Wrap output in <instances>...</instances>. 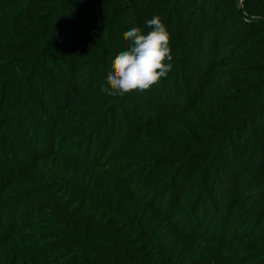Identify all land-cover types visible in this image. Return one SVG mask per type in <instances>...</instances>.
<instances>
[{"label": "trees", "instance_id": "1", "mask_svg": "<svg viewBox=\"0 0 264 264\" xmlns=\"http://www.w3.org/2000/svg\"><path fill=\"white\" fill-rule=\"evenodd\" d=\"M187 1L189 2V0H152L153 11H157L155 14L161 16L167 29L177 28L182 23L178 38L181 43H175L171 48L170 54L173 56L174 67L167 74L168 76L174 74L175 68L181 66L182 61L179 57L177 59L176 54L183 52L182 45L186 44L184 42L190 41L192 43L189 45L195 44V48L200 49L201 43L198 42L202 41V33L204 35L210 25L213 26L220 21L221 1L200 2L204 11L199 28L196 20L189 14H183L185 11L182 13V7ZM138 3L140 0H99V3L93 4L94 7L92 4L85 3L88 19L83 20L89 21V24L78 25L75 21L76 14L72 10L77 3H73V0H0V127L19 119V129L25 131L29 125L26 121L23 122L21 117L24 113L32 112L34 123L44 130H50L43 121L51 115L52 110L44 99L47 89L39 81L40 73L48 72V70L53 72L54 81L59 78L53 68L46 67L52 44L62 35L59 27L74 25L78 30V34L74 36L83 38L84 42L89 38L98 39L102 36V39L105 38L106 33L103 31L105 26H102L101 22L105 24L112 18L119 19L122 14ZM254 6L255 4L251 2L245 7L246 15L238 11L240 18L254 20L250 29L247 28L248 24L244 25V33L228 41L227 48L232 50V55L240 50H249L248 44L256 43L259 39L260 42H264V16L256 20L257 16L254 18L247 13ZM141 11L145 10L139 9L136 15L143 16ZM145 14H148V11ZM123 27L124 25H119L115 29L114 33L118 38L125 32ZM231 34L235 38L234 33L231 32ZM251 48L250 54L253 60L247 65L248 68L238 74L245 78V81L242 80L236 87V94L231 93L233 89L227 91L234 95L225 97L232 101L225 103L227 105L224 112L227 118L223 125H214L209 131H206L202 125L203 131L199 135L196 134L197 137H193L194 139L192 138L195 143L185 150L175 151L177 154H174L173 160H187L193 148L195 152H200V155L194 159L200 157L202 162L205 156L208 158L210 155H216V160L220 162L229 139L251 122L258 120L257 118L263 113L264 47L259 54L258 47ZM92 51L85 52L82 55L83 58H88ZM256 54L259 56L255 57ZM109 55L108 53L105 57ZM182 58L185 60L184 56ZM54 59L55 63H60L56 57ZM184 60V66H187L189 59ZM87 61L86 59L85 62ZM214 67L216 71L227 70L219 66L217 61ZM97 68L96 66L94 71ZM218 73H215L217 74L215 78L218 77ZM94 75L95 72L92 73V78ZM187 75L185 74L184 77ZM236 77L235 80H237ZM215 78H213L214 81H216ZM59 81L64 84L63 86L73 88L72 81L70 83L61 79ZM76 89L72 95L69 94L68 89L65 90V100L62 102L63 110L58 119V125L79 119L85 124L90 123L94 126L90 120L92 114H85L82 109L79 110L85 94L91 92V85H83ZM238 94L240 98H236ZM203 99L204 96L199 94L198 102ZM225 99L223 94V103ZM241 100L242 105L238 103ZM36 102L43 104L42 109L35 105ZM196 104L189 105L186 113L197 114L198 105ZM55 109L53 104V110ZM169 116L170 114L163 116L160 123L165 124ZM109 118L108 116L107 119ZM257 122L259 126L261 125L259 130L263 136L264 145L263 119ZM191 124V129H196L197 125L195 126L193 121ZM87 127L83 126L84 129L81 127L71 134L77 137L88 129ZM141 134L142 132H138L133 145L140 143ZM108 142H114V138L111 136ZM261 145L262 143L252 144L249 154L250 152L256 154ZM110 153L105 149L101 158L95 163L72 166L84 170L85 173L90 172L96 177L94 185L86 187L96 194L97 200L100 199L101 203L86 198L79 189H77L79 193L69 190L72 195L60 189L51 197L42 199V204L39 205L38 201H33L31 207L34 205L35 208H32V213L27 220L12 234L0 239V264H245L247 262L257 264L256 260H260L259 264H264V235L259 237L251 234L241 238L237 233L233 236H219L190 231V227L187 228V225L171 217L170 213L161 215L160 210L158 212L146 201L141 200L134 190L136 185L127 176L132 170L141 167L144 173L150 174L151 179L144 178L142 187L152 186L154 177L160 172L158 170L153 172L148 166L147 162L153 160L152 156L139 161L133 159L128 165L121 167L111 164L123 160L124 155L120 154L116 159L108 162ZM57 158L56 150L50 153L41 152L38 157L35 156L27 174L22 177L16 175L14 179L4 182V186L2 185L4 189H0L2 196L0 204L4 205L5 201L1 200L6 193H11L8 200L16 203L25 197L29 199L41 194L47 185H50L47 173H50L52 169L51 161ZM183 170L185 171L186 168L180 169L181 172H184ZM214 172L217 173V171ZM211 175L209 174L204 182ZM240 177L241 175L237 173L234 181L235 179L238 181ZM140 184L141 182L138 183ZM234 188V186L231 188L234 199L227 200L228 205L224 209H218L219 214L224 210L227 224L232 220L240 223L244 219L249 221L251 218L257 219L258 225L263 223L264 169L262 173L255 176L252 184L246 185L245 195ZM222 193L227 196L224 189ZM213 196H218L217 191H214ZM80 200L83 204H79L81 207H76ZM198 207L200 208L199 205ZM167 209L170 210V205ZM66 258H68L67 261Z\"/></svg>", "mask_w": 264, "mask_h": 264}, {"label": "rangeland", "instance_id": "2", "mask_svg": "<svg viewBox=\"0 0 264 264\" xmlns=\"http://www.w3.org/2000/svg\"><path fill=\"white\" fill-rule=\"evenodd\" d=\"M202 1L189 0L182 7V13L185 11L183 14H189L196 20V24H199L198 28L204 11L200 4ZM216 1L222 3L220 21L213 26L210 25L209 29L205 31L207 34L204 32L203 35L202 33V41L198 42L201 43V48H195V44L189 45L192 43L190 41L184 42L186 44L182 45L183 52L176 54L177 59L179 57L182 63L180 68H175L174 74L161 78L151 89L136 90L123 97H113L101 92L107 73L111 70L112 60L126 48L123 36L118 38L114 32L119 25H124L125 31L131 27H141L146 32L148 30L145 28L146 20L157 12L153 11L152 0H140V3L122 14L119 19L112 18L109 23L105 24L101 22V25L105 26L103 31L106 33L105 38L102 39L101 36L98 39L89 38L84 42L83 38L74 36V34H78L74 25L59 27L62 35L52 44V50L49 51L46 61L47 69L53 68L59 78L54 81L53 72L48 70V72L40 73L39 81L47 89L44 99L47 100V104L52 110L51 115L43 121L50 130H44L35 124L32 112L24 113L21 117V120L26 121L29 125L25 131L19 129V119L0 127V189H4L5 181L14 179L16 175L22 177L27 174L31 168L32 159L35 156L38 157L41 152L50 153L56 150L58 158L51 161L52 169L50 173H47L50 185H47L41 194L34 195L29 199L25 197L18 200L17 203L8 200L11 193L3 195L1 201L5 202L4 205L0 204V239L12 234L19 225L27 220L32 213V208H35L34 205L31 207L33 201H38V205L42 204V199L51 197L60 189L69 192V194H71L69 190L78 192L77 189H79L86 198L100 202V199L97 200L96 194L86 187L87 185L93 186L96 177L90 172L85 173L84 170L72 166L95 163L101 158L105 149L111 152L108 162L116 159L120 154L124 155L123 160L111 164L121 167L128 165L129 161L133 159L139 161L152 156L153 160L147 164L153 172H160L154 177L152 186L142 187L144 178L151 179L150 174L144 173L141 167L132 170L127 176L136 185L134 190L141 200L146 201L157 211L160 210L161 215L170 213L171 217L187 225V228L190 227V231L219 236H233L234 233H237L241 238L251 234L259 237L264 235V222L258 225L257 219L251 218L249 221L244 219L240 223L232 220L227 224V218L223 214L224 210L220 214L218 213V209H224L228 205L227 200L234 199L231 192L233 186L238 190L237 192L242 191L245 195L246 185L252 184L255 176L262 173L264 169L263 136L259 130L261 125L259 126L257 122L261 119L264 122V111L257 118L258 120L251 122L229 139L220 162L216 160V155H210L208 158L205 156L202 162H200V157L194 159L200 155V152H195L193 148H191L192 151L187 160H173L175 151L180 152L195 143L192 141L193 137H197L196 134L199 135L203 131L202 125L206 131H209L214 125H223L227 118V114L224 112L227 105L225 103L232 101L225 97L228 98L230 95L236 94V87L242 80L245 81V78L238 74L248 68L247 65L253 60L250 54L251 47H258V54L264 47V42H260L259 39L256 43L248 44L249 50H240L234 55L231 54L232 50L227 48L228 41L236 39L244 31V25L248 24L247 28L250 29L252 20H254L240 18L238 11H242V14L246 15L245 7L253 2L254 8L247 13L254 18L257 16L256 20L261 19L260 16H264V0ZM216 1L213 0V3ZM75 2L77 4L73 6L72 10L77 17L76 23L78 25L89 24V21L83 20L84 18L88 19L85 3L93 5L99 3V0H85L84 3L82 0H73V3ZM139 9L145 10L141 11V14L145 16L136 15ZM173 10L175 11V8ZM146 11L148 14H145ZM222 16L224 17L222 18ZM224 19L226 20L224 21ZM181 25L182 23L177 28L167 29L170 34V48L175 43H181L178 41ZM231 32L234 33L235 38L232 37ZM91 50L93 51L89 53L88 58H83L82 55ZM108 53L110 55L106 58ZM183 56L185 60L181 59ZM257 56L259 55L256 54L255 57ZM54 57L60 63H55ZM86 59L87 62H85ZM187 59H189V64L184 66L183 60ZM215 61L227 70L216 71ZM96 66L98 68L94 71ZM93 72H95L94 78H92ZM217 72H219L218 77L215 78ZM185 74L188 75L184 77ZM237 75L238 77H236ZM235 77L237 80L234 79ZM60 79L69 81V83L72 81L73 88L63 86ZM83 85H91V92L85 94L79 110L82 109L85 114H92L90 120L95 127L90 123L85 124L79 119L58 125V119H60L63 110L62 102L65 100V90L68 89L69 94L72 95L77 87ZM230 89H233L231 93L234 94L227 92ZM199 94L203 95L204 99L198 102ZM236 98H240V95L238 94ZM238 103L242 105L243 101ZM53 104H55V110H53ZM192 104L198 105L197 114L186 113L189 105ZM35 105L42 109V103L36 102ZM167 114H170L167 122L161 124V118ZM108 116L109 119H107ZM191 121L195 126L197 125L196 129H191ZM159 124L161 125L159 126ZM83 126H88V129L77 137L71 134ZM138 132H142L139 138L140 143L133 145ZM111 136L114 138V142L110 143L108 140ZM254 143H262V145L258 147L259 150L256 154L253 152L249 154ZM184 161L186 162L184 163ZM182 167L186 168L185 171L183 170L184 172L180 171ZM237 173L241 177L238 181L237 179L234 181ZM209 174L212 175L204 182ZM133 176H135L134 179ZM140 182L141 184L138 185ZM213 187L214 190H212ZM223 189L227 192V196L223 195ZM214 191H217V197L213 196ZM79 204H83L81 200L77 202L76 207H81ZM169 205L170 210H166ZM67 260L68 258H66ZM255 262L259 264L260 260ZM245 264L254 263L247 262Z\"/></svg>", "mask_w": 264, "mask_h": 264}, {"label": "clouds", "instance_id": "3", "mask_svg": "<svg viewBox=\"0 0 264 264\" xmlns=\"http://www.w3.org/2000/svg\"><path fill=\"white\" fill-rule=\"evenodd\" d=\"M141 27H131L123 33L125 50L111 62L101 92L113 97H123L136 90L151 89L173 69L170 34L161 16L154 14Z\"/></svg>", "mask_w": 264, "mask_h": 264}]
</instances>
